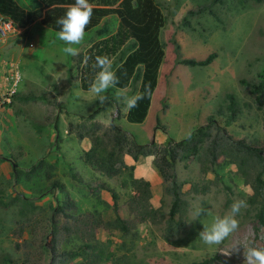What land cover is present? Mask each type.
Listing matches in <instances>:
<instances>
[{
    "label": "rangeland",
    "instance_id": "1",
    "mask_svg": "<svg viewBox=\"0 0 264 264\" xmlns=\"http://www.w3.org/2000/svg\"><path fill=\"white\" fill-rule=\"evenodd\" d=\"M15 1L23 8L33 5V0ZM155 2L165 21L159 32L164 58L149 116L140 124L129 123L121 116L124 103L119 104L118 116L113 107L106 106L109 101L118 103L117 90L110 88L105 93L108 100L104 104L94 94L81 90L76 62L93 41L92 36L85 34L80 45H73L79 49L77 56L65 54L63 48L67 45L58 39L57 32L42 26L39 20L0 40V264H50L51 209L63 196L55 190L42 195L44 187L50 185L46 179L48 173L69 191L79 208L74 213L97 211L104 221L114 218L110 194L94 189L98 182L104 181L118 195L120 218H128L126 200L130 191L121 187L128 173L107 179L90 171L81 160L85 152L83 141L89 145L90 141L79 140L76 135L82 125L90 126L92 122L83 118L96 107L106 106L93 122L107 127L110 124L101 123L97 117H110L138 144L148 145L157 143L161 135L164 142L186 138L211 115L223 126L226 94L231 93L241 114L226 127L227 133L235 140L255 142L263 148L264 156V108L257 110L254 96L239 82H257L264 73V0L260 3L221 0L216 4H211V0ZM199 7L213 11L219 21L208 11L188 15ZM211 53L217 57L208 66L179 64L182 58L202 60ZM62 70L67 79L62 78ZM135 87H130L129 95L134 94ZM29 95L35 98L21 100ZM218 109L223 111V116L216 114ZM157 124L159 128L155 129ZM3 158L16 162L22 171L41 160L53 164L55 169L47 172L44 166L43 171L28 177V181H17L13 166ZM175 173L190 204L184 233L166 241L162 236L164 223L140 224L126 236L98 228L97 240L103 244L109 241L108 249L112 253L111 260L103 264H192L208 258H215L214 264H244L242 245L250 240L253 246L264 247V228L259 227L255 234L256 211L248 204L236 217L238 230L220 245H207L199 237L215 216L226 214L235 200L247 203L252 194L234 166L221 163L215 173L203 175L199 162L192 160L176 164ZM73 174L77 179L71 177ZM191 184L207 185L209 192L188 194ZM166 187L162 182L151 203L161 209L165 218L171 203ZM197 208L205 209L199 217L194 216ZM57 221L59 227L65 223L60 216ZM60 235L66 237L62 232ZM77 244L78 241L71 239L65 246L60 242L59 247L70 249Z\"/></svg>",
    "mask_w": 264,
    "mask_h": 264
},
{
    "label": "trees",
    "instance_id": "2",
    "mask_svg": "<svg viewBox=\"0 0 264 264\" xmlns=\"http://www.w3.org/2000/svg\"><path fill=\"white\" fill-rule=\"evenodd\" d=\"M262 0H255L260 3ZM93 6L91 22L85 29V34L93 37V41L82 53L78 55L77 69L78 81L81 90L88 91L90 83L98 69L93 67L97 55H107L113 63V70L119 79V88L133 86L143 93L146 86H150V95H146L138 102L137 107L128 110L125 116L127 122L132 124L142 123L149 111L152 94L157 86L159 67L164 58V48L159 39V32L164 26L163 14L155 0H88ZM221 0H211V4L220 3ZM75 0H33V5L23 8L15 0H0V13L12 23L26 29L34 20H39L42 26L54 32L60 30L56 23L65 16L67 5L74 4ZM208 11L217 21V15L207 7H199L189 11L188 15L201 14ZM88 57L87 64L84 63ZM217 57L215 53L209 54L202 60L182 58L179 64L190 67H205L210 65ZM73 60H70V69ZM72 77V75H71ZM248 88L254 96L257 110L264 108V73L260 80L239 81ZM33 95L23 97L22 101L34 99ZM226 120L221 126L214 115L207 118L205 124L197 127L186 138L179 141L168 139L164 144L152 142L148 145L138 144L135 138L125 132L121 127L111 121L104 127L93 122L95 117L106 106L115 108L119 115V103L109 101L106 106L96 107L94 112L83 118L91 121L90 126L82 125L77 132L79 140L88 139L90 147L82 155L81 160L90 168L107 179L120 178L125 173L128 176L121 182L123 189H129L126 200L128 218L121 219L118 214V195L104 181L98 182L94 189L107 192L113 201L115 216L104 221L97 212L74 213L79 210L69 191L58 179H52L51 174L46 175L50 185L44 187L42 195L59 192L63 198L58 205L52 207L51 245L52 254L50 264H103L111 260L112 253L107 244L97 240L95 232L98 228L116 231L122 236L129 235L138 225L164 223L163 238L171 241L184 233L186 217L190 208L186 194L182 191V184L177 182L175 166L178 163H189L197 160L203 175L208 172L215 173V168L232 165L236 168L243 182L250 186L252 194L247 199V204L255 209L257 235L259 227L264 228V156L263 148L255 142L249 144L244 140L233 139L226 131V127L234 123L241 114V109L236 97L226 94ZM217 115L223 116V111L218 109ZM158 124L155 129H158ZM212 129L215 133H212ZM165 129L162 128L164 132ZM130 157L134 163L146 157H153L152 165L167 185L165 192L171 196L168 217L165 218L160 208L151 204L152 191L149 181L136 178L133 175L134 165L127 166L124 158ZM2 159V157H1ZM13 166L17 181H28V177L37 172L53 171L55 166L46 161H39L27 171L20 170L16 162L10 158H3ZM77 179L76 175L71 176ZM209 192V186L191 184L189 193L204 195ZM62 217L65 223L59 227L57 217ZM60 232V233H59ZM61 232L66 236L62 238ZM60 238H62L61 241ZM74 239L78 244L70 249H61L59 244ZM63 248V247H62ZM215 258L204 259L192 264H214Z\"/></svg>",
    "mask_w": 264,
    "mask_h": 264
},
{
    "label": "clouds",
    "instance_id": "3",
    "mask_svg": "<svg viewBox=\"0 0 264 264\" xmlns=\"http://www.w3.org/2000/svg\"><path fill=\"white\" fill-rule=\"evenodd\" d=\"M93 14V6L88 0H75L74 4L67 5L64 17L56 21L60 25V30L57 32L59 40L63 41L66 47L63 52L69 56H77L79 49L73 45H80L85 36V29L91 22ZM89 58L85 57L84 63L87 64ZM98 71L94 79L90 83L88 91L97 97L100 104H104L108 97L105 95L110 88H116L119 84V79L116 72L113 70L112 60L107 55H97L95 64L93 65ZM62 78L67 79V75L63 74ZM61 78V79H62ZM129 90L125 88L117 89V96L123 100L126 110H132L137 107L138 102L143 100L146 95H150V86H146L143 93L137 92L134 95L128 94ZM101 123L110 124L111 118L97 117ZM247 207L244 200H235L230 210L223 216H215L210 227H205L199 233L200 239L207 245H220L226 238L236 232L239 228V221L236 219L241 208ZM205 209L197 208L194 216L199 217ZM244 248V264H264V247L253 246L252 241H248L242 245ZM227 254L225 256H228Z\"/></svg>",
    "mask_w": 264,
    "mask_h": 264
},
{
    "label": "crops",
    "instance_id": "4",
    "mask_svg": "<svg viewBox=\"0 0 264 264\" xmlns=\"http://www.w3.org/2000/svg\"><path fill=\"white\" fill-rule=\"evenodd\" d=\"M21 30H23V29H21ZM158 81H159V72H158V78H157V86H158ZM157 86H156V88H157ZM138 87H139V84L135 87L134 94L137 93ZM156 88H155V90H154V92L152 94L149 111H148V114H147V116H146L145 119H147V117L149 116V113H150V109L152 107V101H153V97H154ZM112 89L113 90H117V88H112ZM127 89L129 90L130 89V86L127 87ZM115 99L118 100V103L119 104H122L123 103V101H122V99L120 97H115ZM114 111H115L114 114L117 115L116 110H114ZM127 111L128 110H126V107H125V109L123 110V112L121 114V116L124 117V119H125V116H126ZM156 134H159V132H156ZM83 140H87V139H83ZM164 141H165V137H163V135H161L160 136V139H158V141H157V144H159V145L160 144H164L165 143ZM83 143H84L83 146L85 147V151H87L89 149L90 145L86 141H83ZM124 161H125V164L127 166L134 165V171H133L134 177H136V178H143V179H145V180H147V181L150 182L152 195H154L155 191L157 189H159L158 187L161 186L162 180H161V177L159 176V174L157 173V171L154 169V167L152 165L153 157H146V158L141 159L139 162L134 163L133 160L130 157L126 156L124 158ZM151 203H152V199H151Z\"/></svg>",
    "mask_w": 264,
    "mask_h": 264
},
{
    "label": "built area",
    "instance_id": "5",
    "mask_svg": "<svg viewBox=\"0 0 264 264\" xmlns=\"http://www.w3.org/2000/svg\"><path fill=\"white\" fill-rule=\"evenodd\" d=\"M20 31V28L16 27L11 20H9L6 16L0 13V40L18 34ZM13 80L15 85L16 80L14 78Z\"/></svg>",
    "mask_w": 264,
    "mask_h": 264
}]
</instances>
